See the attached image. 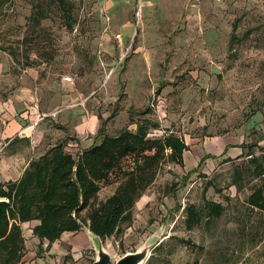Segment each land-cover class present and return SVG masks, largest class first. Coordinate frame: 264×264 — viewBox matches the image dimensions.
<instances>
[{"label": "rangeland", "instance_id": "obj_1", "mask_svg": "<svg viewBox=\"0 0 264 264\" xmlns=\"http://www.w3.org/2000/svg\"><path fill=\"white\" fill-rule=\"evenodd\" d=\"M43 1L48 18L36 26L33 0H0V182L58 143L78 155L150 121L149 138L175 134L189 150L182 166H162L130 226L103 241L112 264L148 243L143 264H264V241L251 246L240 222L255 182L232 184L242 155L264 148V0H143L140 20L138 0H71V19ZM118 185H103L97 203ZM204 196L232 206L188 231L184 208ZM252 221L264 229V214Z\"/></svg>", "mask_w": 264, "mask_h": 264}, {"label": "trees", "instance_id": "obj_2", "mask_svg": "<svg viewBox=\"0 0 264 264\" xmlns=\"http://www.w3.org/2000/svg\"><path fill=\"white\" fill-rule=\"evenodd\" d=\"M53 1L63 17L71 19V0ZM47 18L44 1L33 0L30 20L41 26ZM156 128L157 124L146 121L138 125L136 132L126 129L115 136L105 135L99 144L93 143L78 155L69 153L64 142L58 143L31 159L17 180L0 182V264L21 263L26 252L21 226L34 220L40 222L33 229L34 235L49 244L85 226L103 241L120 235L132 223L136 202L154 183L162 166H182L184 153L189 150L185 140L175 134L149 138V130ZM249 152L242 155L246 161L236 167L232 184L242 191L255 182L240 203L247 217L240 222L244 223V234L251 232L250 245L257 246L264 241V229L252 221V215L255 211L264 214V148H260L259 155ZM130 156L133 167L125 169L122 162ZM209 158L212 156L206 155L203 160ZM115 179L119 180L115 193L97 203L102 186ZM231 206L232 201L224 206L204 196L201 204L184 208V226L188 231L204 224L210 226L222 219ZM83 212H87L86 217Z\"/></svg>", "mask_w": 264, "mask_h": 264}, {"label": "crops", "instance_id": "obj_3", "mask_svg": "<svg viewBox=\"0 0 264 264\" xmlns=\"http://www.w3.org/2000/svg\"><path fill=\"white\" fill-rule=\"evenodd\" d=\"M86 129L85 126H81L79 132H84ZM91 145L81 144L83 149ZM39 223L38 220H34L21 226L26 252L20 264H93L95 253L85 228L79 232L64 233L59 240L49 244L47 240L42 241L33 233L34 227Z\"/></svg>", "mask_w": 264, "mask_h": 264}, {"label": "water", "instance_id": "obj_4", "mask_svg": "<svg viewBox=\"0 0 264 264\" xmlns=\"http://www.w3.org/2000/svg\"><path fill=\"white\" fill-rule=\"evenodd\" d=\"M85 230L90 237L94 251L96 253L95 261L93 264H112V256L105 248L103 239L94 234L89 227L85 226ZM156 243H148L146 246L135 253H127L119 258L115 264H143L148 258L149 254L153 251Z\"/></svg>", "mask_w": 264, "mask_h": 264}, {"label": "built area", "instance_id": "obj_5", "mask_svg": "<svg viewBox=\"0 0 264 264\" xmlns=\"http://www.w3.org/2000/svg\"><path fill=\"white\" fill-rule=\"evenodd\" d=\"M142 4H143V0H138V6L136 8V10H137L136 16H137L138 20H140L142 17V13H143ZM117 38H118V40H120L121 35H117ZM65 80L68 82H73V80L70 76L65 77Z\"/></svg>", "mask_w": 264, "mask_h": 264}]
</instances>
